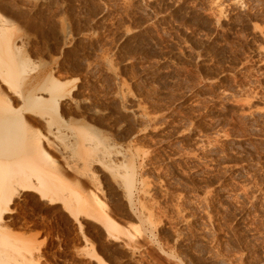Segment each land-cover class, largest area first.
Masks as SVG:
<instances>
[{
	"label": "rangeland",
	"instance_id": "1",
	"mask_svg": "<svg viewBox=\"0 0 264 264\" xmlns=\"http://www.w3.org/2000/svg\"><path fill=\"white\" fill-rule=\"evenodd\" d=\"M53 2L46 0L44 6L51 7L47 13L43 6L42 14L28 15L21 8L15 14L19 24L23 21L20 26L41 43L30 50L34 61L49 60L57 69L67 47L61 42L64 25L66 39L80 34L76 37L87 41V47L81 46L86 52L79 48L76 57L84 54L97 67L113 60L112 69L142 105L162 117L161 124L138 132L137 139L139 147L150 153L145 166L148 177L154 179L158 170L162 180L156 181L159 193L152 232L144 231L145 241L141 236L139 248L130 249L102 229L87 228L98 260L173 264L160 254L166 249L181 264H208V252L195 248L185 253L175 234L183 232L182 238L192 241L210 230L215 252L228 264H264V116L256 118L264 112V0ZM255 24L260 27L254 28ZM56 45H61L62 53ZM84 73L70 75L82 79ZM210 141L218 154L210 153L208 146L203 150L206 146L201 145ZM35 207L29 201L20 204L8 223L14 232L36 234L41 264H100L87 257L76 228L58 214ZM116 215L120 217L118 210Z\"/></svg>",
	"mask_w": 264,
	"mask_h": 264
},
{
	"label": "bare ground",
	"instance_id": "2",
	"mask_svg": "<svg viewBox=\"0 0 264 264\" xmlns=\"http://www.w3.org/2000/svg\"><path fill=\"white\" fill-rule=\"evenodd\" d=\"M44 1L0 0V264L42 262L41 243L36 234L14 232L8 223L17 207L27 201L36 205L35 208L51 211L69 222L81 234L87 257L104 264L98 260L95 247L86 236L90 227L102 229L109 238L135 249L139 248V240L146 234L144 231H151L155 223V194L159 193L156 181L160 175L157 170V176L151 174L155 175L154 179L148 177L145 166L150 153L148 149H142V145L139 147L137 139L138 132L155 128L161 124L162 117H159L160 113L148 110L145 103L142 105L141 98L133 94L127 82L111 67L113 60L104 67H97L84 54L81 58L80 55L76 57L75 52L87 47V41L76 37L80 34L66 39L67 28L60 19L65 31H58L63 33L65 38L61 42L67 47H63L65 54L56 64L57 69L47 63L49 60L34 61L30 50L41 47V43L20 26L23 21L19 24L21 19L17 22L15 19L19 15L15 17V14L20 8L27 10L28 15L40 11L47 13L49 4L44 6ZM51 1L54 5L57 0ZM259 27V24L254 25V28ZM54 44H58L57 41ZM60 46L58 49L62 53ZM82 71L85 72L82 79L70 75ZM261 112L255 113L257 120L263 118L264 112ZM210 143L199 144L203 148L206 146L201 149L209 147V152L216 154L218 150L213 142ZM175 235L185 253L196 248L208 252V264H228L215 252L210 230H204L192 241L182 238L183 232ZM184 252L180 251L182 257ZM160 254L173 264H181L178 256L169 250L160 249Z\"/></svg>",
	"mask_w": 264,
	"mask_h": 264
}]
</instances>
